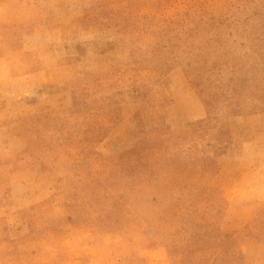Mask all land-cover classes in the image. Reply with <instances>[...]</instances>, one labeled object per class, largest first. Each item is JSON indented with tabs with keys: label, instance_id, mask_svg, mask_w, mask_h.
Returning <instances> with one entry per match:
<instances>
[{
	"label": "crops",
	"instance_id": "1",
	"mask_svg": "<svg viewBox=\"0 0 264 264\" xmlns=\"http://www.w3.org/2000/svg\"><path fill=\"white\" fill-rule=\"evenodd\" d=\"M0 16V115L29 121L42 140L49 158L38 179L55 168L48 172L54 186L30 194L24 214L19 172L0 171V264H125L133 253L123 254L121 243L134 242L128 218L187 202L182 169L223 160L214 132L222 120L205 114L202 127L178 120L156 134L153 125L167 112L147 105L178 59L156 57L151 43L135 40L138 27L127 17L101 26L106 15L88 11L59 36L51 26ZM144 151L149 158L140 164L136 156ZM81 211L83 226L75 218ZM16 219L20 230L33 231L39 250L14 254L3 233L16 228ZM149 237L156 238L142 232L138 239L140 264H152L143 253Z\"/></svg>",
	"mask_w": 264,
	"mask_h": 264
},
{
	"label": "rangeland",
	"instance_id": "2",
	"mask_svg": "<svg viewBox=\"0 0 264 264\" xmlns=\"http://www.w3.org/2000/svg\"><path fill=\"white\" fill-rule=\"evenodd\" d=\"M88 11L106 15L101 26L127 17L138 27L135 40L151 43L156 57H177V68L147 105L167 112L166 121L150 123L156 134L178 120L199 127L206 116L222 120L214 132L223 141L217 146L223 160L182 169L187 202L128 218L134 242L121 243L123 254L133 253L125 264L145 262L137 251L142 232L156 237L143 252L152 264H264V0H0L6 22L48 25L59 36ZM3 119L0 171L19 172L24 214L30 194L54 186L48 172L55 168L38 179L49 158L42 140L29 121ZM148 158L149 151L136 156L140 164ZM75 214L86 225L84 211ZM17 219L18 229L3 234L18 257L41 247Z\"/></svg>",
	"mask_w": 264,
	"mask_h": 264
}]
</instances>
